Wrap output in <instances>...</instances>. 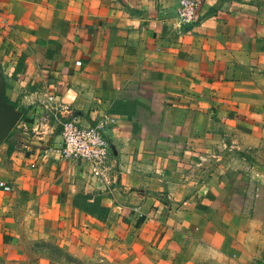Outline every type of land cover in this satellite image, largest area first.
Here are the masks:
<instances>
[{
  "label": "crops",
  "instance_id": "obj_1",
  "mask_svg": "<svg viewBox=\"0 0 264 264\" xmlns=\"http://www.w3.org/2000/svg\"><path fill=\"white\" fill-rule=\"evenodd\" d=\"M177 7L0 0L23 111L0 143V264H264V7L200 0L181 29ZM66 117L102 131L116 182L60 156Z\"/></svg>",
  "mask_w": 264,
  "mask_h": 264
},
{
  "label": "built area",
  "instance_id": "obj_2",
  "mask_svg": "<svg viewBox=\"0 0 264 264\" xmlns=\"http://www.w3.org/2000/svg\"><path fill=\"white\" fill-rule=\"evenodd\" d=\"M200 0H178L175 17V26L178 29L195 23L198 20ZM49 108L58 111L61 107L54 95L48 96ZM69 112L70 108H63ZM67 114V113H65ZM63 144L58 153L64 158H76L90 168L93 177L102 184L108 185L116 182L117 175L112 176L110 164V143L99 128L83 126L76 119L66 117L61 121Z\"/></svg>",
  "mask_w": 264,
  "mask_h": 264
},
{
  "label": "water",
  "instance_id": "obj_3",
  "mask_svg": "<svg viewBox=\"0 0 264 264\" xmlns=\"http://www.w3.org/2000/svg\"><path fill=\"white\" fill-rule=\"evenodd\" d=\"M5 89V78L0 69V143L6 140L23 115L21 109L7 100Z\"/></svg>",
  "mask_w": 264,
  "mask_h": 264
},
{
  "label": "rangeland",
  "instance_id": "obj_4",
  "mask_svg": "<svg viewBox=\"0 0 264 264\" xmlns=\"http://www.w3.org/2000/svg\"><path fill=\"white\" fill-rule=\"evenodd\" d=\"M258 4L264 7V0H255Z\"/></svg>",
  "mask_w": 264,
  "mask_h": 264
},
{
  "label": "trees",
  "instance_id": "obj_5",
  "mask_svg": "<svg viewBox=\"0 0 264 264\" xmlns=\"http://www.w3.org/2000/svg\"><path fill=\"white\" fill-rule=\"evenodd\" d=\"M7 100L10 102V100H9V99H7ZM11 132H12V131H11ZM10 134H11V133H10ZM10 134H9V135H10Z\"/></svg>",
  "mask_w": 264,
  "mask_h": 264
}]
</instances>
